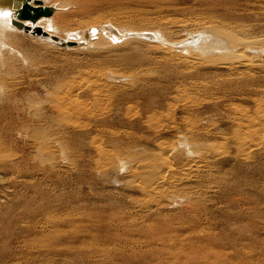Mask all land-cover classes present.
Returning a JSON list of instances; mask_svg holds the SVG:
<instances>
[{
    "label": "rangeland",
    "instance_id": "1",
    "mask_svg": "<svg viewBox=\"0 0 264 264\" xmlns=\"http://www.w3.org/2000/svg\"><path fill=\"white\" fill-rule=\"evenodd\" d=\"M108 1L69 7L72 27ZM122 1L173 38L216 20L255 47L197 64L164 58L158 43L17 36L0 66V264H264V0ZM102 72L113 80L95 94L86 85ZM167 144L181 149L167 156L176 187L154 213L159 198L138 175Z\"/></svg>",
    "mask_w": 264,
    "mask_h": 264
},
{
    "label": "bare ground",
    "instance_id": "2",
    "mask_svg": "<svg viewBox=\"0 0 264 264\" xmlns=\"http://www.w3.org/2000/svg\"><path fill=\"white\" fill-rule=\"evenodd\" d=\"M25 1H27L29 4H31L32 6H35V7L38 6V7H42V8H50L51 13L49 15L42 14L36 20H29V19L21 20L18 18V13H19L21 6L23 5V3ZM91 1L93 2L94 0H0V66L5 65V63L8 60V59L6 60L3 57L4 56L3 53L6 51H9V50H12L11 49L12 45H13L12 42L15 43L17 41L16 37L22 36V34H23V36H24V34L28 35V36H32V38L34 40H36L37 42H40V44L42 43L45 46L47 45V46H50L53 48L57 47L58 45L66 46V47H70V48H76L77 46L86 44L87 46L91 45L95 49L99 50L100 48H108V47H113V48H116V47L119 48L120 46L126 47L127 45H131L133 42L134 43L136 42L137 46H140L141 44L147 45V44L158 43V46L159 45H160V47L161 46L162 47L167 46V48H168V50H167L168 53H166V57H164V58H170V54H172V55H174L176 60H179L178 58H185L184 60L186 62L189 60L188 62H191V61L193 63L197 62V64L199 61H207L209 63L210 61L213 60V56H217V58L219 57V58H223V59L225 58L226 59L228 57L233 58V56L237 55V53H238L239 54L238 57H240V54L244 53L245 48L250 49V48H252V46L255 47V45L250 46L251 44H253L252 42H254L253 41L254 39L249 41L250 36L249 35L247 36V33H245V31H243V32L239 31L240 33L238 31H236L237 32L236 33L234 30L229 29V27H231V26L227 27L226 23H225L226 25H224L222 22H218L216 20L204 21L203 23H200V24L194 23V24H192V26H195V27L197 26L195 29L193 27H192L193 29L187 28L189 25L188 26L185 25L183 27V29H181L182 32H180V35L177 36L178 38L177 37L173 38L174 36H173L172 31H168V30L167 31H161L158 27H156V25H153L155 22V21L153 22L154 19L149 18V17L144 18V16L141 17L140 13L138 11V8H139V10H141L140 7L137 8L136 5H135L136 7L132 8V9H130L129 6H128L129 8L127 6L124 7L125 3H123L122 0H110V1H108L106 6H110V7L106 10L104 9L106 11L105 12L106 15H104L103 17H100V16L97 17V15H96V17L94 16L95 18H90L89 20H87V23L85 24V26H83V27L76 26V28H73L72 25H76V24H71V21H74V20H72L73 14H70V11H68V8L69 7H80V6L81 7L82 6H91L92 5ZM100 12H102V13H100ZM5 13H7V15H5ZM99 13L103 14V10L99 11ZM82 21H83V23H85L84 22L85 20H82ZM15 22H20L22 24V26H18V24ZM80 22H76L77 25H82L81 24L82 22L81 23ZM35 32H38V33L35 34ZM16 43H18V41ZM70 43H73V44H70ZM74 43H76V44L74 45ZM258 43H259V41H258ZM128 48L131 49V47H129V46H128ZM13 49H14V47H13ZM262 49L264 51V47ZM258 50H259V48H258ZM255 52L256 51L254 50L253 54ZM211 55H213L212 59H211ZM129 56H131V55H128L127 62L129 61V58H130ZM254 56H255V54H254ZM137 61H139V60H137ZM189 64H191V63H189ZM229 64L233 65L232 63H229ZM2 72H0V74ZM106 76L109 78L112 77L110 73H107V74L104 72L99 73V75H97V77H95V79H93L92 81H89L88 84L85 82L87 84L86 86H88V89L90 91L96 90L94 92L95 94H96V92L100 94L101 92L103 93L104 91H106V93H108L109 88H107V84L105 82L103 83V80L105 79ZM109 78H107V79H109ZM123 79H121V81ZM143 79H146V78H143ZM110 80H113V79L110 78ZM131 81H130V83H131ZM2 86H4V85L0 81V91H2ZM0 94H2V92H0ZM1 96H3V95H1ZM1 96H0V99H1ZM6 98H9V97H6ZM3 100H4V98H3ZM51 100H53V99H51ZM68 100H71L69 102L71 107L73 105L77 104V101L73 97L60 98L59 102H60V104H63V105L66 104L68 106L69 105L67 103ZM66 105H65V107H66ZM36 106H38V105H36ZM85 114H86V112H85ZM33 115H34V113H33ZM40 115H42V114L40 113ZM42 140H44V139H42ZM35 141L33 143H35ZM48 141L49 140H47V142ZM183 141H184V139H183ZM42 146H43V144H42ZM175 146L177 147V144H175ZM185 146H187V145H185ZM188 146H190L189 143H188ZM40 147H38V149H40ZM170 147L168 144L166 146L159 147L160 152L158 153L157 157L155 156L156 159H154L152 157L154 160L148 161L149 163L151 162L150 163L151 166H149L148 169L146 168V166H148V163L146 164V166H143L146 168V170L142 169L143 173H142V170H141L140 174L137 171H134L135 170L134 167L130 166V168H129V171L132 175L134 174V176H135L136 174H139L138 176H142V178H143L142 181H140V179H139L140 182L137 185V187H139L140 190L144 194L145 193L152 194L154 198H156V197L159 198L157 200L159 207H157L156 210L153 211L154 213L161 210L160 207L163 204L161 201L165 200L163 197L165 196V188L167 187V185L171 186V187H176L175 186L176 181L174 180V182H173V180H171V178H170L171 177L170 176V169L172 168V165H171V163L169 164V162L167 160L168 153L171 150L175 151V149L170 148ZM179 147H181V146H179ZM177 149H178V147L176 148L175 152H177ZM178 150H181V149L179 148ZM184 150H186V147L184 148ZM190 150L189 151L186 150V151L191 152ZM40 151H42V150H40ZM43 152L44 151H42V153ZM45 153L46 152H44V154ZM181 153H185V151H183V152L181 151ZM35 154H36V152H35ZM178 155H179V153L177 154V156ZM0 156H1V154H0ZM47 157H49V156H47ZM8 160H9V158H8ZM9 161H12V159ZM191 162H194V161H191ZM140 164H143V163H140ZM5 165L6 164L4 163V166ZM188 167H190V166H188ZM2 168L4 169L3 166H2ZM172 190H173V188H172ZM174 192H175V190H174ZM167 193H169V192L167 191ZM167 193H166L167 196H165V197H168ZM172 195H169L168 199L175 198L176 195L175 194L173 196ZM160 198H162L164 200L160 201ZM53 226H55V225H53ZM32 227H33V225H32ZM167 228H169V226L164 228V230L168 231ZM170 236L171 235H169V239H170ZM171 240H173V239H171ZM180 240L183 241V239H180ZM162 241H161L160 245H162L165 249H171L172 247H174V246H172L173 245L172 242L170 244H168V241H164V240H162ZM174 241H176V240L174 239ZM179 246H184V245L182 242H179ZM179 248H181V247H179ZM161 250L164 251V249H161ZM180 251H178V252H180ZM169 252L172 253L171 250ZM175 256H176V254H175ZM178 256H180V255H178ZM197 263H198V261H197ZM183 264H189V261L186 259L185 261H183Z\"/></svg>",
    "mask_w": 264,
    "mask_h": 264
},
{
    "label": "water",
    "instance_id": "3",
    "mask_svg": "<svg viewBox=\"0 0 264 264\" xmlns=\"http://www.w3.org/2000/svg\"><path fill=\"white\" fill-rule=\"evenodd\" d=\"M50 13H51L50 8H42L38 6L35 7L29 4L27 1H25L19 10L18 18L21 20L23 19L36 20L40 15L42 14L49 15ZM15 23H17L18 26H22L20 22H15Z\"/></svg>",
    "mask_w": 264,
    "mask_h": 264
},
{
    "label": "snow or ice",
    "instance_id": "4",
    "mask_svg": "<svg viewBox=\"0 0 264 264\" xmlns=\"http://www.w3.org/2000/svg\"><path fill=\"white\" fill-rule=\"evenodd\" d=\"M5 15H7V13H5Z\"/></svg>",
    "mask_w": 264,
    "mask_h": 264
}]
</instances>
